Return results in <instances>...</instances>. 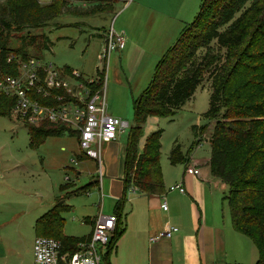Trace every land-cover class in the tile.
<instances>
[{
    "label": "trees",
    "instance_id": "16d2710c",
    "mask_svg": "<svg viewBox=\"0 0 264 264\" xmlns=\"http://www.w3.org/2000/svg\"><path fill=\"white\" fill-rule=\"evenodd\" d=\"M102 1L107 6L98 4ZM114 3L93 0L83 8L71 0H0V74L16 72L15 62L6 63L9 54L22 59L42 57L50 48L48 37L31 33V29L45 26L64 12L83 15L112 11ZM65 70L71 71L69 67ZM154 72L149 87L133 101L134 124L124 156V195L131 186L147 196L164 194L159 161L162 130L152 132L139 152L142 124L148 115H173L181 109L206 74L210 93L203 117L214 120L207 165L212 176L227 186L223 199L233 228L255 246L258 257L254 264H264V0H202L194 19L182 28ZM11 105L10 99L0 102V114L9 115ZM26 127L33 147L67 131L65 126L49 122ZM191 129L201 141L204 126L193 125ZM168 160L172 165L186 164L187 154L175 142ZM68 209L64 201L55 203L35 220L34 227L36 236L51 235L72 252L89 234L76 237L63 233L62 213ZM117 212L112 249L122 232ZM112 249L104 256L105 264H110Z\"/></svg>",
    "mask_w": 264,
    "mask_h": 264
},
{
    "label": "rangeland",
    "instance_id": "374dc122",
    "mask_svg": "<svg viewBox=\"0 0 264 264\" xmlns=\"http://www.w3.org/2000/svg\"><path fill=\"white\" fill-rule=\"evenodd\" d=\"M201 1L155 0L153 7L167 11L170 16L185 10L187 22H192ZM72 2L79 7L89 6L88 0L84 3L82 0ZM98 4L107 6L103 1ZM124 5L123 0H118L113 4L112 11L103 13L94 11L87 15L64 12L45 26L30 30L31 33L45 34L51 42L50 48L42 54L45 60L52 61L58 67L68 66L78 71L84 78L96 75L103 78L108 113L129 123V128L119 135V146L126 144L129 129L134 124L133 101L149 87L155 67L162 57H152L147 53L149 46L161 32L159 21L153 19L148 29L136 30L137 43L132 44L127 51L125 48L112 52L108 58V69L105 72H97V67L99 69L102 67L98 56L105 42V33L110 27L115 32L120 29L127 15L122 13ZM146 21L148 22V18ZM179 29L180 26L177 24L170 45L178 36ZM206 79L205 74L202 77V84L196 88L192 98L173 115H148L142 124L137 143L139 152L143 150L152 132L162 130L159 161L166 187L169 184L183 182L185 165L191 171H186L184 178H190L185 179L184 185L192 181L193 165L197 164V167L204 168L209 158L208 138L212 133L214 120L203 117L209 106L210 89ZM193 125L204 126L201 141L195 138L191 129ZM29 142L28 128L22 121L11 115L0 114V241L3 242L0 243V264H9L13 255L11 245L18 251L20 260L28 264L31 253L30 247H27L28 242L31 238L34 241L36 237L34 222L58 201L63 200L70 206V209L62 213L63 233L69 236L87 235L91 228L89 223L84 222L85 218L91 217L93 211L102 205L105 209L108 208L110 200L107 199L109 191L107 184L112 181L120 184L119 179L123 176L124 157L120 162L114 161L115 154L121 146L117 145L109 152L106 151V144L103 145V173L99 182L94 162L86 158L77 159L80 150L76 136L69 133L59 137L49 136L38 147L31 146ZM175 142L180 145L182 152L187 154L186 164H170L168 154ZM110 162L113 166L106 168ZM199 174L200 169H197L196 177ZM210 180L220 182L215 186L218 195L227 193L224 182L215 177H210ZM132 194L127 191V199ZM162 199L163 204L164 195ZM223 205L227 211L225 201ZM248 244L249 249L245 252L243 262L233 264L255 263L258 257L257 250L253 244ZM115 247L116 243L109 254L111 263L117 260Z\"/></svg>",
    "mask_w": 264,
    "mask_h": 264
},
{
    "label": "crops",
    "instance_id": "0c3cea01",
    "mask_svg": "<svg viewBox=\"0 0 264 264\" xmlns=\"http://www.w3.org/2000/svg\"><path fill=\"white\" fill-rule=\"evenodd\" d=\"M86 1L82 0L83 3ZM123 2L125 8L122 13H127V15L117 33L123 34L125 39L123 49L126 48V51L131 48L132 44L138 42L137 36H135L136 30L138 28L148 29L150 21L155 19L159 21L161 32L159 37L156 36L155 41L151 43L147 53L152 57L163 56L173 40L172 36L177 24L180 26V34L182 28L190 22H187L185 10L175 12V16H170L166 13L167 11L153 7L155 0H123ZM146 18H148V22ZM138 45L136 44V46ZM69 69L74 70L70 67ZM117 145L119 146L118 139L106 143V151H111ZM120 146L121 149L115 154L114 161L116 162L122 161L125 156L126 144H120ZM207 161L204 168L203 166L197 167V164L193 165L192 168L200 169V174L198 177L194 174L191 178L192 181L187 182L186 185H184V181L190 177L184 178V175L190 168H184L183 182L181 181L186 191L184 194L178 191H168L171 185L166 187L163 181L165 188L163 195L167 202V210H163L161 207L163 195L147 196L139 193L133 186L127 190L133 193L127 199V191L125 195L123 192V176L119 179L120 184H115V181L107 184L109 189L107 199L110 200L108 208L105 209L103 205L98 207L93 211L91 217L85 218L84 222L90 224L91 229L88 233L90 234L94 219L99 213L112 214L118 211L120 219L118 228L122 229V232L115 241L117 260L110 264H233L243 262L245 252L249 249L248 243H253L247 236L233 228L228 206L226 205V211L223 205L224 194L218 195L215 190V186L220 182L210 180V177L214 178V176L210 173ZM109 166H113V163L107 164L106 168ZM113 201L114 204H112ZM169 225L178 228V231L170 238L149 240L150 237L157 235ZM0 243L3 242L0 241ZM7 244L9 245L8 241ZM7 244L6 246H8ZM27 247H30L29 253L31 251L28 264H33L32 238ZM11 250L13 255L8 263L24 264V261L20 260L18 251L12 245ZM4 259L7 260V257L4 256Z\"/></svg>",
    "mask_w": 264,
    "mask_h": 264
},
{
    "label": "built area",
    "instance_id": "2783aa9c",
    "mask_svg": "<svg viewBox=\"0 0 264 264\" xmlns=\"http://www.w3.org/2000/svg\"><path fill=\"white\" fill-rule=\"evenodd\" d=\"M124 45L123 34L110 27L98 56L102 67H97V72H105L110 54L123 49ZM13 62L16 72L0 74V102L12 100L9 116L25 126H39L44 122L65 126L66 133L77 138L78 155L96 165L100 182L103 145L116 141L129 128L126 120L108 113L103 78L98 75L84 78L78 71L67 72L43 56L22 59L11 53L6 63ZM192 170L197 174V169ZM168 191L186 192L182 183L169 186ZM161 207L167 210L165 201ZM116 224L114 213H99L89 236L79 241L72 252L64 249L58 239L38 235L33 241V264H105L104 256L112 249ZM177 231L176 226L169 225L149 240L168 239Z\"/></svg>",
    "mask_w": 264,
    "mask_h": 264
}]
</instances>
